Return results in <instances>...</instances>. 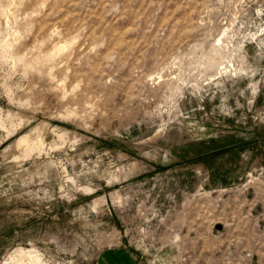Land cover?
Segmentation results:
<instances>
[{
	"label": "rangeland",
	"instance_id": "rangeland-1",
	"mask_svg": "<svg viewBox=\"0 0 264 264\" xmlns=\"http://www.w3.org/2000/svg\"><path fill=\"white\" fill-rule=\"evenodd\" d=\"M0 264H264V0H0Z\"/></svg>",
	"mask_w": 264,
	"mask_h": 264
},
{
	"label": "bare ground",
	"instance_id": "bare-ground-1",
	"mask_svg": "<svg viewBox=\"0 0 264 264\" xmlns=\"http://www.w3.org/2000/svg\"><path fill=\"white\" fill-rule=\"evenodd\" d=\"M25 255V254H24Z\"/></svg>",
	"mask_w": 264,
	"mask_h": 264
}]
</instances>
